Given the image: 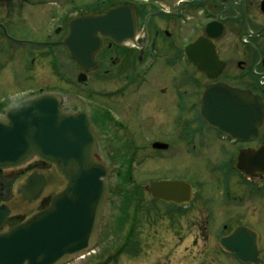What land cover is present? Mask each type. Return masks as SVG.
Wrapping results in <instances>:
<instances>
[{
  "label": "flooded vegetation",
  "instance_id": "obj_1",
  "mask_svg": "<svg viewBox=\"0 0 264 264\" xmlns=\"http://www.w3.org/2000/svg\"><path fill=\"white\" fill-rule=\"evenodd\" d=\"M89 5L101 11L62 17L52 31L55 39L48 41H63L75 18L104 15L122 5L133 8L134 31L124 40L99 34L102 44L90 69L59 45L72 63L71 76L63 79L71 89L70 104L62 97L63 108L89 115L98 132L96 158L110 172L97 246L104 249L68 264L151 257L138 238V230L148 233L149 226L148 238L171 245L176 238L167 258L209 256L206 248L190 250L189 240L194 228L193 247L214 232L218 264H245L221 240L246 227L258 246L257 259L246 264H264V0H93ZM115 23L121 30L123 20ZM214 85L220 88L216 125L202 115L203 93ZM221 88L248 92L249 120L240 125L248 131L235 135L224 129L239 125L220 122L219 109L230 102ZM255 98L262 105L259 122L252 113ZM25 165L17 172L0 170V205L14 198L16 184L27 174L50 168L39 158ZM163 181L174 183L169 200L151 188ZM53 194L35 209L7 218L0 233L47 208ZM114 199L112 212L108 204ZM142 222L148 228H141Z\"/></svg>",
  "mask_w": 264,
  "mask_h": 264
},
{
  "label": "water",
  "instance_id": "obj_2",
  "mask_svg": "<svg viewBox=\"0 0 264 264\" xmlns=\"http://www.w3.org/2000/svg\"><path fill=\"white\" fill-rule=\"evenodd\" d=\"M133 17L130 5L104 15L78 17L70 23L64 41L48 44H63L84 69H90L102 44L99 34L117 40L130 38ZM118 19L123 20L121 30L115 23ZM0 28L7 36L2 23ZM218 90V86H210L202 96V115L213 125L218 124ZM228 91L224 90L230 102L221 105L223 121L219 120L238 124L237 128H224L236 135L249 130L240 125L249 120L250 100L247 91ZM62 104L60 95L43 93L18 102L0 116V170L26 164L34 157L50 166L32 171L16 184L14 198L0 205V230L7 218L35 209L54 192L47 208L0 233V264H67L99 243L110 172L96 158L98 133L89 115L83 111L67 113ZM252 110L255 122L261 121L262 105L257 98ZM173 185L154 182L151 188L156 196L169 200ZM221 241L241 261L257 259V236L250 229L239 227Z\"/></svg>",
  "mask_w": 264,
  "mask_h": 264
},
{
  "label": "rangeland",
  "instance_id": "obj_3",
  "mask_svg": "<svg viewBox=\"0 0 264 264\" xmlns=\"http://www.w3.org/2000/svg\"><path fill=\"white\" fill-rule=\"evenodd\" d=\"M93 0H0V23L7 30V36L0 29V115L19 101L40 95L46 92H54L66 98L70 104L71 89L66 87L65 75L71 76L72 63L67 51L60 47L36 46L34 43H48L54 40L52 32L54 27L60 23L61 18L71 19L77 14L100 12L98 6L94 8L89 4ZM89 3V4H88ZM99 3V2H98ZM55 17V19H53ZM22 41L15 42L12 40ZM57 71H60L59 74ZM57 73V75H56ZM64 74V76H63ZM26 165L8 169L13 172L19 171ZM110 190V189H109ZM108 201V200H107ZM116 200L108 204L113 212ZM123 219L118 218L119 225ZM127 223V220H126ZM141 228L146 225L142 222ZM160 223V222H158ZM160 227V225L158 226ZM148 228V227H146ZM149 226V232H150ZM217 228V227H215ZM138 230V238L145 240V255L141 258H124L118 264H218V255L214 253L218 248L215 233H209L207 239H199L198 245L193 247V235L197 232L194 228L190 236V250L208 249L209 256L200 258L181 259L179 255L166 257L168 249L176 241L171 233L170 238H175L171 244L148 238V233ZM169 234V232H168ZM144 237H142V236ZM142 241V242H143ZM169 245V246H167ZM95 249H104V246ZM148 249L157 251L150 254ZM183 249V247L181 248ZM196 253V252H195ZM89 257V256H87ZM170 259V260H169ZM88 260V259H87ZM83 263L76 261L71 264ZM228 264V263H221ZM231 264V263H229Z\"/></svg>",
  "mask_w": 264,
  "mask_h": 264
}]
</instances>
